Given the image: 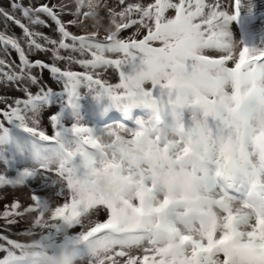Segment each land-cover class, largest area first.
<instances>
[{"label":"snow or ice","instance_id":"snow-or-ice-1","mask_svg":"<svg viewBox=\"0 0 264 264\" xmlns=\"http://www.w3.org/2000/svg\"><path fill=\"white\" fill-rule=\"evenodd\" d=\"M241 6L242 0L0 3V201L5 202L0 264H22L16 253L30 239L53 245L95 240V249L86 246L81 253L77 248L82 264H264V184L251 181L259 201L239 208L223 197L195 207L172 195L156 202V186L147 185L149 177L140 168L145 154L136 146L143 121L136 122L135 130L124 125L107 130L105 137L74 122L67 131L76 148L68 150L55 107L75 108L83 85L97 99L124 109L154 108L156 81L144 83L138 92L129 91L127 81L136 74L142 84L162 71L166 57L188 52L215 69L221 83L244 73L264 88V49L244 44L237 50L227 30L239 20ZM12 25L19 35L10 34ZM57 84L63 85L59 93ZM13 129L27 134L33 156L31 164L17 170L7 159L8 152L20 151ZM81 156L86 168H102L125 182L127 191L118 189L112 200L91 191L78 199L67 176ZM173 206L180 213L175 224L169 220ZM154 217L162 222L153 226ZM21 224L23 232L17 230ZM20 235L28 240L15 238Z\"/></svg>","mask_w":264,"mask_h":264},{"label":"clouds","instance_id":"clouds-1","mask_svg":"<svg viewBox=\"0 0 264 264\" xmlns=\"http://www.w3.org/2000/svg\"><path fill=\"white\" fill-rule=\"evenodd\" d=\"M9 2V0H8ZM6 2V4H8ZM260 3L263 6L264 9V0H242V6L243 7H251L255 3ZM240 13L242 15V21L241 25L243 27L241 28L242 31L245 32H251L252 25H255L256 34L259 35L264 40V23L259 19V12L254 13L253 16L245 15L243 11L240 10ZM0 21H2V24L4 25V21L2 18H0ZM11 33H20V30L15 29V25L11 26L10 29ZM44 31H46L44 29ZM238 35V32L231 33L232 41L233 38H235ZM18 59V58H17ZM18 61V60H17ZM194 66L198 67L197 64H194ZM210 70V69H209ZM215 69L212 71H205L203 75L199 78L200 80H203V78L206 76V78H214L216 80V84L214 86L207 87L206 84L200 85V90L203 94H206L210 97L217 96L219 97V100L222 104H224L223 111L225 113H228V110L231 108L235 109V114H232L226 122L230 126H234L231 130H237L236 138H235V152L240 151L243 152L244 146L241 145V140H250L248 141L249 147L254 144L255 138L253 136V131L257 130L259 133H263L264 135V88H261V86L255 82L250 77L246 76L244 73L243 75H240L238 77L239 73L234 74V76L230 80H234V84H230L228 88H230V93L236 95L237 97L228 100L225 99L223 101L225 93L221 94V90L223 89L224 84H219L220 78L219 75L213 73ZM159 76H163L162 73ZM162 77H158L156 80L161 81ZM229 80V81H230ZM238 84H237V82ZM128 83V89L129 91L138 92L141 87V79L138 75L134 74L131 79L127 81ZM162 83H156V90L159 89V86ZM214 90V93L212 91ZM83 91V90H82ZM216 93V94H215ZM86 94V93H85ZM215 94V95H213ZM246 94V95H244ZM87 95V94H86ZM88 96V95H87ZM240 96H245L243 99L240 98ZM192 97V95H191ZM248 102L247 106H243L244 103ZM103 108L99 110H87L84 112V115H89L91 113L97 115V126H102L104 122L108 121V119H113V116L115 112L120 109V106H114V105H106L102 106ZM240 112V113H239ZM246 112V117L242 116L241 113ZM118 121V119L116 120ZM47 122V121H46ZM156 121H154L155 123ZM243 123H246L247 127V133L243 134L241 132V125ZM153 124V123H152ZM175 124V131L172 132L174 136L184 142H187L186 137L182 134V127L178 123V121L175 119V121H171L170 125L174 126ZM233 124V125H232ZM156 134H160L162 132V129L155 130ZM249 138V139H247ZM145 141H141L138 145L139 147H143ZM190 143V139H188V142ZM138 144V139H137ZM174 147V151L172 153V159L175 162H179L181 157L186 153H182L179 158L176 157V154L178 153L177 149H180L179 151H184L185 146L184 144H177ZM65 149L68 150H75L76 146L72 144H65ZM191 152V151H190ZM84 157L81 156L74 164H70L68 169V176L67 179L69 183L72 186V191L74 195L78 199H86L87 194L89 191L93 192L95 196L99 199L104 200H112L115 199L117 195L118 189H123V191H127V185L125 182L120 181L116 178H114L110 173L105 172L102 168L98 167L97 170L92 171L88 168H86L84 163ZM209 165L211 162H207ZM194 167H196V164H193ZM210 176L207 172H203V170H200V179L198 180V183L205 182L208 183V181H205V178ZM178 180H176V183H179L180 181H185L186 176L181 175L177 177ZM245 182L242 183V181H239L238 184H234V182H225L223 181V186H225L226 190H234L235 188H243L245 187ZM235 189V190H236ZM242 194L241 192H238ZM194 194L197 198H201L206 194V186H200L196 189H194ZM165 196L172 195V193L165 192ZM244 196V195H243ZM251 197V194L245 195ZM244 196V197H245ZM175 197V196H174ZM223 197L226 202L235 208H239L241 205L239 204H233L231 200L227 199L221 192H212L210 195V199H219ZM195 207V205H193ZM176 208L174 210L170 211L174 214H176ZM178 212V211H177ZM157 222H162V218L158 221L157 218H153V226ZM90 247V248H97L98 245L95 240H88V241H62L57 242L55 245L49 244V243H43L38 239H30L27 243H25L21 249H19L16 253L17 256L22 258V264H81L79 259L76 258V250L79 247Z\"/></svg>","mask_w":264,"mask_h":264},{"label":"rangeland","instance_id":"rangeland-1","mask_svg":"<svg viewBox=\"0 0 264 264\" xmlns=\"http://www.w3.org/2000/svg\"><path fill=\"white\" fill-rule=\"evenodd\" d=\"M0 3H2L4 6H7L5 0H0ZM259 19L264 23V9H263V6L261 4H259ZM253 27H254V29H252L251 32L242 31L241 34H239L235 38H233V45L237 48V50L239 49L240 46H242L244 44H247L248 46L253 47V48H257V49H264V40L261 37H259L258 34H256L255 25H252V28ZM3 30H4V25L2 24V21H0V31H3ZM15 34L18 35V33H15ZM229 36H230V39H232V36H231L230 32H229ZM191 55L193 57H195V58L189 59L186 53L184 55H181V56H173V57H175L176 61L178 60L181 63L182 62H186V61H189V62H192V63L193 62H198V63H201V64H197V66H199L200 68L210 69L208 71H212L213 70L205 61L197 59L196 58V54H191ZM161 73H165V72L162 71ZM213 73L219 75L216 70ZM165 75H166V73H165ZM240 75H243V73H239L238 77ZM202 82L204 84H207V82L204 81V80H202ZM236 82H237V80H236ZM234 83H235L234 80H231V81H228L225 85H223V89L221 90V94L225 93L223 101H225V99L232 100V99L237 97L236 95L230 93L231 90H230V88H228V86L230 84H234ZM237 84H238V82H237ZM84 88L85 87H83V90H84ZM190 90H191V95H192V105L200 106L202 104V101H205V97H204L203 93L201 91L195 90L193 88H191ZM87 92H88V90H87ZM177 92H178V94H183L184 92H186V90H184L182 87H180V88H178ZM57 93H59V91H57ZM212 93H214V90L212 91ZM16 95L19 96V95H22V93H16ZM244 95H246V94H244ZM244 97L245 96H240L241 99H243ZM79 98H84L87 103H85L84 101H77V106L75 108L68 107L71 110V112H72L69 115V117L76 119V121H78L83 126H85V125L92 126V124H93L92 121H89L86 117H83V115H84V112L86 111L87 108H92V111H94L93 104H97L94 101H98V100H94L93 101V99H91V97L86 96V95L83 96L82 94H80ZM185 98H186V101L188 102V101H190L191 97H190L189 94H187V96ZM55 107L56 108L58 107V109L60 111H63L66 106H62L60 104H57V105H55ZM193 113L199 115V112H197V111H194ZM222 114H223L222 115L223 117L224 116L230 117L232 114H235V109L234 108L229 109L228 113H225L223 111ZM89 115L92 118H94V119L97 118L96 114L91 113ZM85 116H88V115H85ZM62 118H63V116H61V120H62ZM190 120L192 121V124H193V127H192L193 128V132L197 136V138L199 139L200 146L204 147L205 150L209 154H211L213 146H215L213 141H212V139H211V136H209L207 134L206 128L202 127L199 124V121H197L194 118L193 115L190 116ZM152 122L153 121L151 119H148L145 122V125H144V128H143L142 132L145 131V130H148L149 127L151 126ZM207 122H208L209 134H211V133L218 134L219 132L222 131V129L220 128L219 122H217V121H215L213 119H207ZM124 123H125V121H124ZM62 126H63V129L65 130L63 132L64 133H69L67 131V129H69V128H67V126L65 124H63V123H62ZM45 127H46V130L49 133L52 132L51 126L47 125L46 121H45ZM222 127H223L224 131H229L230 129L234 128V126H227V124H225V123H222ZM10 131H11L12 138L14 140H17V142L19 144L20 151H18V152H8L7 153V159H8L9 167L12 170H17V169H19V168H21V167H23V166H25L27 164H31L33 162V156L27 150V145L30 144V139L28 138L27 134L24 133L22 130L13 129V130H10ZM106 131L104 133L102 132L100 134H95V136L101 137V135H102V137H105ZM241 132L243 134L247 133L246 123H243L241 125ZM236 133H237V130H231L228 133L227 132L225 133V137H226L225 147L226 148L232 150L233 145H234V141H235V138H236ZM252 133H253V136H254L256 142L258 143L257 144V151H258L259 155L261 156V158H262V160L264 162V135H263V133L257 132V130H254ZM182 134L184 135V137H186V136H188L189 133H188L187 129H182ZM190 136H193V135L191 134V135H189V137ZM189 137L186 138L187 142H188ZM20 139H23V140L20 142ZM61 139L64 140L67 144H71L70 142H68L66 140L65 137L61 136ZM179 150L180 149H177V151H178V153L176 154L177 158H179V156L182 153L187 152V151H191V149L188 148V146L184 149V151H179ZM211 160L212 159H210L209 161L211 162ZM0 167H3V165H0ZM0 191H3V190L0 189ZM4 203H5L4 201H0V211L3 210V204ZM174 208H176V206ZM179 216H180V214L178 213L177 216H176V219L172 220L170 222L175 224L176 221L179 219ZM106 218H107L106 215L104 217H102V219H106ZM17 230L20 231V232H23L24 227L23 228H18ZM80 262H81V260H80ZM81 264H82V262H81Z\"/></svg>","mask_w":264,"mask_h":264},{"label":"bare ground","instance_id":"bare-ground-1","mask_svg":"<svg viewBox=\"0 0 264 264\" xmlns=\"http://www.w3.org/2000/svg\"><path fill=\"white\" fill-rule=\"evenodd\" d=\"M6 2H8V0H5ZM15 29L16 30H19V28H17L16 26H15ZM46 30V32L47 31H49L48 29H45ZM11 57L13 58V59H17V55H16V53L14 52V51H12L11 52ZM44 78H45V80H50V77H49V75H48V73L47 72H45V74H44ZM54 87H56V88H59L60 86H61V84H57V86H55V85H53ZM35 90V89H34ZM172 110H165L164 111V113L167 115V116H170V114H172ZM223 179H224V174L223 173H220L219 174ZM215 178H218V176H216ZM217 182H218V180H217ZM221 187H223V188H225L222 184H221ZM251 198V197H250ZM250 202H253L252 200H249ZM233 204H238L237 202H234ZM24 227V225L23 224H21V225H19L18 226V228H23ZM70 233H71V231H70ZM16 238L17 239H20L21 241H26V240H28V237H26V236H24V235H20V236H16Z\"/></svg>","mask_w":264,"mask_h":264}]
</instances>
